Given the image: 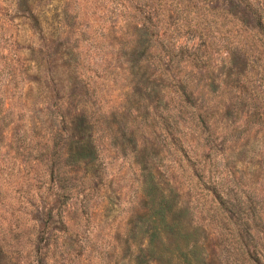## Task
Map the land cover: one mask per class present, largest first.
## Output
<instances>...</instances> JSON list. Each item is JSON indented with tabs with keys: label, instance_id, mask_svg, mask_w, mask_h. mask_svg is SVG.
Instances as JSON below:
<instances>
[{
	"label": "rangeland",
	"instance_id": "rangeland-1",
	"mask_svg": "<svg viewBox=\"0 0 264 264\" xmlns=\"http://www.w3.org/2000/svg\"><path fill=\"white\" fill-rule=\"evenodd\" d=\"M239 2L0 0V264H264Z\"/></svg>",
	"mask_w": 264,
	"mask_h": 264
},
{
	"label": "trees",
	"instance_id": "trees-1",
	"mask_svg": "<svg viewBox=\"0 0 264 264\" xmlns=\"http://www.w3.org/2000/svg\"><path fill=\"white\" fill-rule=\"evenodd\" d=\"M235 1H237V0H235ZM238 1H240L245 6V8L247 10L251 11L252 13L255 12L254 16L257 18L256 21H255V24L256 25L259 24V19H261V15H260L259 11H256L257 10L256 8L254 10L251 9L250 6H248L249 5L248 4V0H238ZM248 14L250 15V13H248Z\"/></svg>",
	"mask_w": 264,
	"mask_h": 264
}]
</instances>
